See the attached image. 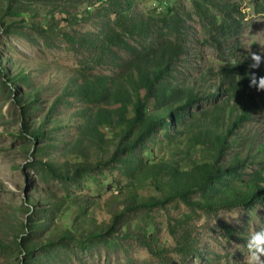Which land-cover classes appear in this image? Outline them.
<instances>
[{"label": "trees", "instance_id": "1", "mask_svg": "<svg viewBox=\"0 0 264 264\" xmlns=\"http://www.w3.org/2000/svg\"><path fill=\"white\" fill-rule=\"evenodd\" d=\"M21 1L0 0L3 26L8 19L22 18ZM96 1L109 5V19L99 36H83L77 45L94 51L96 64H112L119 73L76 72L40 124L22 121L21 131L36 146L34 164L54 180L78 182L104 168H115L126 178L116 195L122 209L113 212L107 226L96 227L89 218V205L78 202L79 217L89 227L85 239L107 243L126 213L166 209L176 201L191 214L199 211L210 216L264 207V90L250 86L251 73L264 76V62L257 69L249 68L251 52L244 51L238 41L245 19L238 0H192L205 35L203 45L217 53L218 62L203 69L191 63L187 71H182L186 67L182 63L189 61L190 31L174 8H162L158 19L138 20L132 16L135 0ZM255 12L264 14V4ZM64 14L73 16L66 10ZM14 22L5 26L6 32L18 26ZM120 52L129 59L124 60ZM29 82L20 70L4 86L12 91L11 84ZM40 99L38 90L22 96L25 117L41 110ZM60 108L73 110L64 121L53 118ZM68 123L77 134L65 140L63 125ZM255 124L258 130L253 132ZM161 131L167 142L163 153L156 155L148 144H161ZM57 151L62 164L35 157ZM147 189L156 195L140 194ZM191 219L184 215L169 226L172 236L181 233L172 251L183 263L201 257L184 228ZM26 227L29 232L38 229L35 224ZM221 229L230 239L239 237L230 226L222 224ZM69 238L72 235L66 231L62 244ZM140 241L151 249V240L143 236ZM20 246L32 263L33 251L24 243ZM151 252L162 264H175L166 249Z\"/></svg>", "mask_w": 264, "mask_h": 264}, {"label": "rangeland", "instance_id": "2", "mask_svg": "<svg viewBox=\"0 0 264 264\" xmlns=\"http://www.w3.org/2000/svg\"><path fill=\"white\" fill-rule=\"evenodd\" d=\"M236 2L245 18L238 39L240 46L246 52H264V14L255 12L264 0ZM20 5L25 10L22 18L5 21V26L15 21L17 27L6 32L0 21V264H162L151 252L156 248L166 249L175 264H207L209 261L246 264L245 244L249 235L264 229L263 206L210 216L199 211L191 214L176 201L166 209L126 213L117 226L116 235L107 237V243L85 239L89 227L79 217L78 202L89 205V218L96 227L107 226L113 212L122 209L116 195L127 183L126 178L115 168H104L78 182L54 180L45 169L34 164L32 155L36 146L21 136L22 121L33 126L40 124L53 100L78 71L109 76L119 73L112 64H96L94 51L77 45L83 36L100 35L109 19L110 8L96 0H23ZM167 7L184 16L190 31L186 39L190 56L188 62L182 63L186 66L182 71L190 69L191 63L198 69L216 64L217 53L203 45L205 35L193 11L192 0H135L132 16L138 20L158 19L163 12L161 9ZM65 10L75 20L64 14ZM120 56L129 59L124 52H120ZM20 70L28 75L30 82L28 85L11 84V91L4 83ZM33 90L40 91L41 110L28 118L22 111V96ZM72 111L60 108L53 118L64 121ZM258 124L262 126L261 121ZM63 127L65 140L77 134L70 123ZM257 130L255 124L253 132ZM160 142L148 144L156 155L163 153L167 142L164 131L160 133ZM59 153L43 152L35 157L54 165L62 164ZM30 163L33 164L29 167ZM140 194L156 195L152 189ZM188 214L192 219L184 228L195 240L201 257L183 263L182 257L172 251L181 233L172 236L169 226ZM33 224L38 229L29 232L26 226ZM222 224L230 226L239 237L228 238L221 229ZM66 231L72 238L62 244ZM143 236L151 240V249L141 243ZM22 243L33 251L32 263H28L30 259L22 253Z\"/></svg>", "mask_w": 264, "mask_h": 264}, {"label": "clouds", "instance_id": "3", "mask_svg": "<svg viewBox=\"0 0 264 264\" xmlns=\"http://www.w3.org/2000/svg\"><path fill=\"white\" fill-rule=\"evenodd\" d=\"M250 59L252 63L249 68L257 69L264 62V52H251ZM250 86L257 90H264V76L257 78L255 73H251ZM245 247L247 250L246 264H264V229L252 232Z\"/></svg>", "mask_w": 264, "mask_h": 264}]
</instances>
